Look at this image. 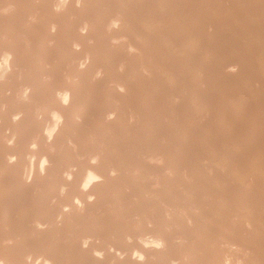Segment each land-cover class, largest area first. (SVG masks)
<instances>
[{"label":"rangeland","instance_id":"rangeland-1","mask_svg":"<svg viewBox=\"0 0 264 264\" xmlns=\"http://www.w3.org/2000/svg\"><path fill=\"white\" fill-rule=\"evenodd\" d=\"M0 5V231L22 232L0 240V251L26 249L0 264H264V171L255 168L264 154V68L254 53L264 42L249 34L264 38V0ZM192 36L207 44L199 53L171 41ZM70 88L77 103L62 104L71 113L64 122L47 99L61 103ZM102 161L108 179L95 176L99 192L84 204L72 176ZM68 198L62 222L53 210ZM27 213L48 219L32 223ZM95 252L100 260L86 258Z\"/></svg>","mask_w":264,"mask_h":264},{"label":"bare ground","instance_id":"bare-ground-1","mask_svg":"<svg viewBox=\"0 0 264 264\" xmlns=\"http://www.w3.org/2000/svg\"><path fill=\"white\" fill-rule=\"evenodd\" d=\"M68 1V0H67ZM115 1H117L118 2V0H115ZM201 1V0H200ZM203 1V0H202ZM212 1V0H211ZM205 2V1H204ZM249 2V1H248ZM256 2V1H255ZM263 2V1H262ZM209 3V2H208ZM207 3V4H208ZM211 3V2H210ZM205 5V4H204ZM1 6V5H0ZM203 6V5H202ZM210 6H211V4H210ZM245 6V5H244ZM252 6V5H251ZM212 7H214L213 6V4H212ZM217 7H220V6H217ZM35 8V7H34ZM203 8H206V7H203ZM207 8H208V6H207ZM113 9V8H112ZM213 9V8H212ZM218 9V8H217ZM79 10V9H78ZM243 9H241V11H242ZM112 11V10H111ZM79 12V11H78ZM113 12V11H112ZM219 13H220V11H218ZM111 14H113V13H111ZM224 13H222V15H223ZM226 14V13H225ZM227 15V14H226ZM33 16V15H32ZM53 18V17H52ZM51 18V19H52ZM111 18H113V16L111 17ZM115 18V17H114ZM54 19V18H53ZM50 20L49 19V21H51V23H53V24H55V20ZM109 20H110V18H109ZM122 20H123V18H122ZM49 21L47 20V22L49 23ZM57 21V23H58V19L56 20ZM121 21V20H120ZM128 21V23L130 22L128 19H127V17H126V21L125 22H127ZM60 22V21H59ZM50 23V24H51ZM47 24V23H46ZM236 24H238V22L236 23ZM125 25H127V24H125ZM130 25H131V23H130ZM129 25V26H130ZM239 25V24H238ZM241 25H243V24H241ZM46 27V26H45ZM237 27H239V26H237ZM116 28V27H115ZM239 28H241L242 29V27L240 26ZM126 29V28H125ZM135 30V29H134ZM241 31V30H240ZM244 31V30H243ZM135 32H137V31H135ZM203 32V31H202ZM42 33V32H41ZM117 33V32H116ZM126 33H128L127 32V30H126ZM255 33V31L253 32V31H250V36L251 37H258V39H260L261 41H263L264 42V38L263 37H261V33L260 34H258V35H260V36H258V35H253ZM132 34V33H131ZM137 34V33H136ZM256 34V33H255ZM52 36V35H51ZM120 36V35H119ZM127 36V35H126ZM129 36V35H128ZM263 36V35H262ZM130 37V36H129ZM127 38V37H126ZM137 38V37H136ZM155 38H160V39H164V40H168V41H170V39L168 38V37H166V35H164L163 33H155ZM131 39V38H130ZM88 40V39H87ZM124 40V39H123ZM173 43H174V46H177V45H182V44H187L189 47H191L195 52H200L201 50H203V48L205 47V45H207L206 43H204V41L202 40V39H200V38H198V36H197V38L195 37V36H192V37H190V39L188 38V40L187 41H184V42H179V41H175V40H171ZM104 43V42H103ZM137 44V43H136ZM139 45V44H138ZM133 46H134V44H133ZM136 46V45H135ZM135 46H134V48H135ZM138 46H136V48H137ZM139 47H141V46H139ZM138 49V48H137ZM142 49V48H141ZM141 49H139V50H141ZM31 50V49H30ZM7 51L8 52H10V55H12V56H14L15 54H16V52L13 50V49H7ZM142 51V50H141ZM141 51H139L140 53H141ZM144 51V50H143ZM76 53V52H75ZM146 53V52H145ZM145 53L143 52V54L145 55ZM254 53H255V55H256V57H257V59L258 60H260V62H261V65L263 66V68H264V53H261V52H259V51H255L254 50ZM141 55H142V53H141ZM147 55V54H146ZM15 57V56H14ZM138 57V56H137ZM136 57V58H137ZM141 57H144L143 55L141 56ZM141 57H139V58H141ZM139 58H138V60H139ZM145 58V57H144ZM144 58H141V60L142 59H144ZM147 59H149V57H146ZM145 58V60H143L142 62H144V61H148L147 59ZM49 59V58H48ZM203 60V59H202ZM149 62V61H148ZM148 62H144L143 64H144V68L145 67H147L148 65L146 64V63H148ZM12 66L14 67L15 66V61L14 60H12ZM153 63V62H152ZM156 63V62H155ZM154 63V64H155ZM137 64H139V63H137ZM147 66H146V65ZM150 64V63H149ZM156 64H158V63H156ZM192 65H191V71L196 75V77L199 79L200 77H199V65H198V62L195 60V61H193L192 63H191ZM206 65V64H205ZM139 66H141L142 67V65H139ZM11 67V66H10ZM151 67H152V65H151ZM150 67H148V68H146V69H149ZM154 68V67H153ZM157 68V67H156ZM164 68V67H163ZM142 70H143V68H142ZM150 71H151V69H149ZM149 70H147V71H149ZM164 70H168V68H164ZM84 71V70H83ZM178 71H180V70H178ZM229 70H227V72H228ZM91 72V71H90ZM138 72V71H137ZM179 73V72H178ZM182 74V73H181ZM193 74V75H194ZM245 75H247V72H245L244 73ZM206 75V74H205ZM150 76V75H149ZM6 77V76H5ZM25 77V76H24ZM23 77V78H24ZM6 80V79H5ZM203 80V79H202ZM154 81H155V79H154ZM157 81V80H156ZM155 81V82H156ZM204 81H208L207 79H205L204 78ZM150 82V81H149ZM144 83V82H143ZM153 83V82H152ZM185 83V82H184ZM206 84H207V86H214V81H209V82H205ZM145 85V84H144ZM154 85H155V83L153 84V85H148V88H149V86H151V87H154ZM156 85H159V84H156ZM155 85V86H156ZM61 87V86H60ZM64 87V86H63ZM150 87V89H153V88H151ZM156 87H158V86H156ZM67 88V87H66ZM147 88V89H148ZM155 88V87H154ZM149 89V90H150ZM241 89V87L240 88H237L236 90H240ZM60 90V89H59ZM146 90V89H145ZM154 90V89H153ZM148 92V91H147ZM68 93V92H67ZM69 93L70 94H65V97L64 98H62V101H61V103H59V98L58 99H56L55 97H54V99L53 98H50V99H47V101L53 106V107H55L56 108V110L58 109V112H60L59 114H61V116H63L62 118H64V122H67L69 119V117H70V111H68V110H65L63 107L65 106V105H67V103H68V105L69 106H74L76 103H77V98H76V95H75V91L73 90V89H69ZM149 94V93H148ZM67 95V96H66ZM193 97H194V99H193V102L195 103V104H197V105H200V104H202V102H203V99L200 97V95L197 93V92H195L194 93V95H193ZM61 99V98H60ZM161 100V99H160ZM191 100V99H190ZM192 101V100H191ZM62 104H63V107H62ZM26 105V104H25ZM61 106V107H60ZM182 106V105H181ZM25 107V106H24ZM183 107V106H182ZM35 108V107H34ZM120 108V107H119ZM194 108V107H193ZM176 109V108H175ZM177 111L176 112H178V110H180V109H176ZM182 110H183V108H182ZM182 110H180V111H182ZM197 109L195 108V111H196ZM14 111V110H13ZM20 112H22V113H27V109H25V108H23V107H20V110H19ZM172 111V113L174 112V110H171ZM193 111V110H192ZM33 112V111H32ZM106 112V111H105ZM176 112H175V114H176ZM194 112V111H193ZM197 112H198V110H197ZM184 113V112H183ZM195 113L196 112H194V117H195ZM198 113H200V112H198ZM31 114V113H30ZM148 114V113H147ZM151 114V113H150ZM175 114H173V115H175ZM75 117H77L78 119H81V120H85V116L83 115V113L79 110V109H77L76 110V112H75ZM182 115V114H181ZM180 114H179V116H181ZM188 114H186L185 113V116H187ZM191 115V114H190ZM178 116V117H179ZM150 117V116H149ZM152 117V116H151ZM150 117V118H151ZM176 117V116H175ZM174 117V118H175ZM182 117L184 118V116L182 115ZM190 117V116H189ZM92 118V117H91ZM182 118V119H183ZM188 118V117H187ZM152 119V118H151ZM181 119V118H180ZM181 119V120H182ZM185 119V118H184ZM150 120V119H149ZM186 120V119H185ZM193 120V119H192ZM98 121V120H97ZM187 121V120H186ZM7 122V121H6ZM14 122V121H13ZM190 122V121H189ZM192 123V122H191ZM190 123V124H191ZM198 125V124H197ZM196 126V125H195ZM147 127V126H146ZM216 127V126H215ZM191 128H194L193 126L191 127ZM105 129V128H104ZM195 129H197V128H195ZM114 131H116V129L114 130ZM129 131V130H128ZM199 131H201V130H198V132ZM184 133L185 132H187V131H183ZM193 132H194V130H193ZM202 132V131H201ZM201 132L199 133L200 135H201ZM62 133V132H61ZM195 133V132H194ZM191 134V133H190ZM190 134H188V137H189V135ZM196 134V133H195ZM198 134V135H199ZM203 134V133H202ZM183 135V134H182ZM206 135V134H205ZM191 136H193V135H191ZM201 137V136H200ZM194 138V137H193ZM198 138V137H197ZM202 138V137H201ZM204 138V137H203ZM58 139V136L55 138V140H57ZM133 139V138H132ZM239 138H237L235 141L237 142V140H238ZM51 140V139H50ZM60 140V139H59ZM256 141V140H255ZM207 142H208V140H207ZM194 143H195V141H194ZM53 144V143H52ZM192 144H193V142H192ZM50 146V145H49ZM198 146V145H197ZM201 146V145H200ZM259 146V145H258ZM199 147V146H198ZM200 148V147H199ZM198 148V149H199ZM95 149V148H94ZM201 149H203V148H201ZM209 150V149H208ZM264 150V149H263ZM95 151V150H94ZM263 152V151H262ZM206 153V152H205ZM264 153V152H263ZM210 154H212V153H210ZM90 156V155H89ZM162 156H164V157H166V158H169V156H168V154L167 153H162ZM202 157V156H201ZM193 158V157H192ZM98 159H100V158H98ZM215 159V158H214ZM80 160V159H79ZM213 161V160H212ZM216 161V160H215ZM214 161V162H215ZM202 162V161H201ZM198 163V162H197ZM88 164V163H87ZM199 164V163H198ZM32 165H34V164H31V166ZM1 166H4L5 167V169L6 168H9L10 166H11V164L9 163V161L8 160H6L5 162H4V164L3 165H1ZM113 166V165H112ZM111 166V167H112ZM137 166H139L140 168H143V169H147V167H146V165L144 164H142V163H137ZM36 167V165L34 166V170L33 171H37V167ZM255 168H257V170L258 171H264V154H260V156L259 157H257L256 158V161H255ZM220 169V168H219ZM9 170V169H8ZM203 170V169H202ZM56 171V170H55ZM82 171H84V172H82ZM81 172H79L78 174H73V180L71 181V183H70V185L71 186H73L74 188H75V191H74V193L73 194H75L76 195V197L78 198V199H80L82 202H84V204H85V201H86V197L88 196V195H93V194H97L98 192H99V189H98V187L99 186H96V185H94L95 183V181H94V179H95V176H97L98 175V177H96V178H99V176H100V178H102V177H104L105 179L108 177V175H107V172H106V169H105V165L103 164V161L100 163V167L98 166V167H95V166H93L92 164H88L87 165V167L85 168V169H83ZM61 172V171H60ZM32 173V172H31ZM141 174V173H140ZM242 174H243V176L245 175L243 172H242ZM264 174V173H263ZM1 175H3V173L0 171V176ZM33 175V174H32ZM34 177H36L37 176V174H35L34 173ZM54 175V174H53ZM211 176V175H210ZM206 177V176H205ZM224 177V176H223ZM71 178V177H70ZM215 178V177H214ZM227 178V177H226ZM108 179V178H107ZM124 179V178H123ZM122 179V180H123ZM137 179V178H136ZM220 179V178H219ZM65 180V179H64ZM137 181V180H136ZM221 182H222V180H220ZM228 181V180H227ZM68 182V181H67ZM81 182H83L84 183V186L81 188V189H78L79 188V186H80V183ZM137 183V182H136ZM7 185H8V183H6ZM21 184H22V182H21ZM69 184V183H68ZM96 184H98V183H96ZM5 185V184H4ZM3 185V186H4ZM61 185H63V183L61 184ZM92 185V186H91ZM99 185V184H98ZM134 185V184H133ZM6 186V185H5ZM4 186V187H5ZM88 186H91L90 188H87ZM212 188V187H211ZM71 189V188H70ZM7 190V189H6ZM9 191V190H8ZM134 191V190H133ZM2 193V192H1ZM70 193V192H69ZM207 194V193H206ZM210 194V193H209ZM227 195V194H226ZM3 199H1V201H2ZM236 200H241V201H247V202H249L250 201V199L249 198H241V197H239V198H237ZM230 201H232V199H229L228 197H227V200H225V201H223L222 203H224V204H227V202H229L230 203ZM38 202V201H37ZM86 203H87V201H86ZM220 203V202H219ZM5 204V203H4ZM2 205V204H1ZM69 205H71V199L70 198H68L66 201H62V202H60V204L56 207V209H54L53 210V212H57V214H56V217L57 218H59V219H61L62 220V222H66L68 219H67V214H66V212L64 211V207L65 206H69ZM87 205V204H86ZM213 205H214V203H213ZM74 208V207H73ZM47 210V209H46ZM43 212H45V211H43ZM41 213V212H40ZM46 213V212H45ZM28 214V213H27ZM42 214V213H41ZM40 214V215H41ZM44 214V213H43ZM49 216V215H48ZM51 217H52V214H51ZM51 217L49 218L50 220H51ZM26 218H28V219H26V221L27 220H29L30 222H32V223H41V222H44V221H46V219H48V217L46 216V218H43V216L41 217V216H39V215H36L35 213L34 214H28L27 216H26ZM53 218V217H52ZM25 220V219H24ZM49 220V221H50ZM28 221V222H29ZM252 222L255 224L256 222H255V220H252ZM21 226V225H20ZM23 227V226H22ZM15 228H16V226H15ZM15 228H11V229H9L8 231H6V232H1L0 231V240L1 241H8V240H11V239H14L15 237H17V236H19V234H20V236L22 235L21 233L22 232H20V231H18L17 229H15ZM18 228V227H17ZM24 229V228H23ZM23 231V230H22ZM23 233H24V231H23ZM19 236V237H20ZM259 245V244H258ZM257 245V248H259V249H263L262 248V245H261V247H259ZM140 249H141V252H142V254H144V256H148L149 255V251H148V249L145 247V246H143V245H141L140 246ZM15 252V255H22V254H24L25 252H26V249L25 248H20V249H17L16 251H14ZM13 252V253H14ZM15 255H12V254H8V253H2L1 251H0V257L1 258H3L5 261H11V262H14L15 263V260H17L18 258H16V256ZM15 256V257H14ZM86 257V256H85ZM107 257H109V256H105V260H107ZM86 258H88L90 261H96L97 259L98 260H100V256L95 252V253H93V254H91V255H89V256H87ZM18 261V260H17ZM19 262H17L16 264H18ZM136 263V259H134V258H132V259H129L128 261H127V263H122V264H135ZM20 264V263H19Z\"/></svg>","mask_w":264,"mask_h":264},{"label":"clouds","instance_id":"clouds-1","mask_svg":"<svg viewBox=\"0 0 264 264\" xmlns=\"http://www.w3.org/2000/svg\"><path fill=\"white\" fill-rule=\"evenodd\" d=\"M6 63V62H5Z\"/></svg>","mask_w":264,"mask_h":264}]
</instances>
